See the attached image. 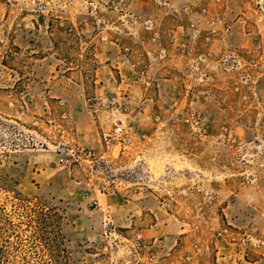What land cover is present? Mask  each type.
Listing matches in <instances>:
<instances>
[{
	"label": "rangeland",
	"instance_id": "374dc122",
	"mask_svg": "<svg viewBox=\"0 0 264 264\" xmlns=\"http://www.w3.org/2000/svg\"><path fill=\"white\" fill-rule=\"evenodd\" d=\"M0 264H264V0H0Z\"/></svg>",
	"mask_w": 264,
	"mask_h": 264
},
{
	"label": "built area",
	"instance_id": "2783aa9c",
	"mask_svg": "<svg viewBox=\"0 0 264 264\" xmlns=\"http://www.w3.org/2000/svg\"><path fill=\"white\" fill-rule=\"evenodd\" d=\"M120 131H121V127H119V126L115 127L113 129L112 133H110L108 136H106L107 142L109 140H111V139H114V138L118 137L117 135L119 134ZM69 151H70V153L73 152L72 149H70ZM69 151L68 150H64V151H61V153H68ZM93 154H94V152H88V156L93 155ZM75 155L77 157L79 156V154H76V151H75ZM77 157H75V160H76ZM60 159L63 161V163L69 162V159L67 157L62 156Z\"/></svg>",
	"mask_w": 264,
	"mask_h": 264
}]
</instances>
